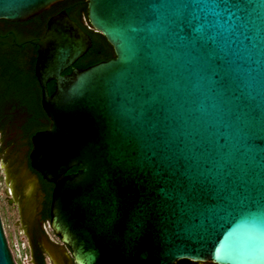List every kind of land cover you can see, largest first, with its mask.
<instances>
[{
  "label": "water",
  "instance_id": "obj_1",
  "mask_svg": "<svg viewBox=\"0 0 264 264\" xmlns=\"http://www.w3.org/2000/svg\"><path fill=\"white\" fill-rule=\"evenodd\" d=\"M63 1L0 0V21ZM85 2L112 59L72 68L92 42L65 10L31 42L54 233L76 264H264V0Z\"/></svg>",
  "mask_w": 264,
  "mask_h": 264
},
{
  "label": "flooded vegetation",
  "instance_id": "obj_2",
  "mask_svg": "<svg viewBox=\"0 0 264 264\" xmlns=\"http://www.w3.org/2000/svg\"><path fill=\"white\" fill-rule=\"evenodd\" d=\"M33 28L30 23L18 30L22 34H28ZM0 31L6 37L16 36V29L6 26L2 21ZM2 110L0 134L4 137L1 150H5V193L17 215L16 247L25 256L22 264H76L69 247L62 243L50 226L54 184L44 180L32 169L30 162L32 137L37 132L48 129V118L46 115L40 118L42 127L34 128L28 121L31 116L23 109L6 105Z\"/></svg>",
  "mask_w": 264,
  "mask_h": 264
},
{
  "label": "trees",
  "instance_id": "obj_3",
  "mask_svg": "<svg viewBox=\"0 0 264 264\" xmlns=\"http://www.w3.org/2000/svg\"><path fill=\"white\" fill-rule=\"evenodd\" d=\"M65 10L68 16L91 38L89 50L78 59L72 68H86L100 61L114 57L111 46L99 33L94 32L87 20L85 0H66L54 4L41 14L27 22L2 21L6 26L16 29V44H12V36L6 37L0 31V119L2 107L11 105L23 109L29 114V122L34 128L42 127L40 118L46 117L41 106V92L35 77V62L37 47L31 42L41 37L46 28L47 20ZM32 23L34 28L28 34L19 32V27ZM18 45H21L20 47ZM67 69L64 74L70 73ZM49 94L54 90V83L47 84ZM72 168L68 172H75ZM175 264H190L188 261H178Z\"/></svg>",
  "mask_w": 264,
  "mask_h": 264
},
{
  "label": "rangeland",
  "instance_id": "obj_4",
  "mask_svg": "<svg viewBox=\"0 0 264 264\" xmlns=\"http://www.w3.org/2000/svg\"><path fill=\"white\" fill-rule=\"evenodd\" d=\"M4 143V137L0 134V216L3 221L14 257L16 259L17 264H22L25 256L23 255L21 250H17V240L18 235L16 231L15 222L17 220V215L14 212L13 206H11L8 202V196L5 193L6 186V175L5 169L3 167L4 153L5 150H1V147Z\"/></svg>",
  "mask_w": 264,
  "mask_h": 264
}]
</instances>
